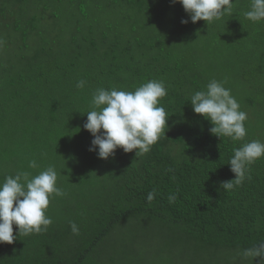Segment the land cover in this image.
<instances>
[{"label": "trees", "instance_id": "obj_1", "mask_svg": "<svg viewBox=\"0 0 264 264\" xmlns=\"http://www.w3.org/2000/svg\"><path fill=\"white\" fill-rule=\"evenodd\" d=\"M250 3L193 24L172 0H0V183L51 165L64 192L47 231L0 244V264H262L241 253L264 243V158L221 188L233 149L264 142V21L244 17ZM213 79L247 113L240 141L193 111ZM150 80L167 88L165 136L143 156L99 159L83 127L94 91Z\"/></svg>", "mask_w": 264, "mask_h": 264}, {"label": "clouds", "instance_id": "obj_2", "mask_svg": "<svg viewBox=\"0 0 264 264\" xmlns=\"http://www.w3.org/2000/svg\"><path fill=\"white\" fill-rule=\"evenodd\" d=\"M179 3L187 13L191 23L199 21L211 23L220 20L233 10L234 0H172ZM244 17L253 23L264 21V0H251L249 10ZM189 20H182L187 24ZM84 80L76 84L78 89L85 86ZM167 95L163 81L150 80L134 91L112 88H99L92 95L91 107L83 127L93 137L89 151L96 152L99 159L107 160L115 155L117 149L124 153L135 151L140 157L151 151L163 134L168 114L160 100ZM195 114L202 116L212 125L209 132L218 137H228L232 141L242 140L246 134L247 113L242 111L239 102L224 86V82L211 80L206 90L196 91L190 97ZM264 158V142L252 140L233 149L228 165L235 176L234 180L224 181L223 190H231L240 185L248 176L249 166ZM35 160L29 162V168H37ZM58 174L54 166H48L39 174L17 172L7 176L0 183V244H13L19 236L47 231L53 221L46 215L50 200L62 197L64 192L57 187ZM156 192L147 195L151 203ZM175 195L169 197L172 203ZM13 225L18 228L13 234ZM73 234L79 229L70 222ZM244 259L260 261L264 264V243L244 249Z\"/></svg>", "mask_w": 264, "mask_h": 264}]
</instances>
